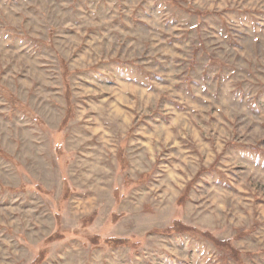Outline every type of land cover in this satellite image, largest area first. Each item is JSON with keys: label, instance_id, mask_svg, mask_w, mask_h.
Here are the masks:
<instances>
[{"label": "rangeland", "instance_id": "rangeland-1", "mask_svg": "<svg viewBox=\"0 0 264 264\" xmlns=\"http://www.w3.org/2000/svg\"><path fill=\"white\" fill-rule=\"evenodd\" d=\"M0 264H264V0H0Z\"/></svg>", "mask_w": 264, "mask_h": 264}, {"label": "trees", "instance_id": "trees-1", "mask_svg": "<svg viewBox=\"0 0 264 264\" xmlns=\"http://www.w3.org/2000/svg\"><path fill=\"white\" fill-rule=\"evenodd\" d=\"M65 122V121H64ZM174 225H176V221L173 223V225L172 226H174ZM230 253H233V254H235V252H234V250H231V252ZM39 256H41V253H40V255ZM39 256L38 257H36V260L39 258ZM234 256V255H233Z\"/></svg>", "mask_w": 264, "mask_h": 264}]
</instances>
